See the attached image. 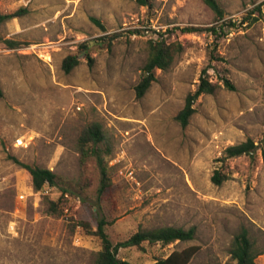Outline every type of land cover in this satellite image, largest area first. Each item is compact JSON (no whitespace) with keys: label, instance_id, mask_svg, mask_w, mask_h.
<instances>
[{"label":"rangeland","instance_id":"374dc122","mask_svg":"<svg viewBox=\"0 0 264 264\" xmlns=\"http://www.w3.org/2000/svg\"><path fill=\"white\" fill-rule=\"evenodd\" d=\"M216 1L220 20L202 0H0L1 12L27 9L0 25V264H94L101 240L79 222L95 231L101 216L113 243L139 229L195 228L188 241L120 248L132 262L194 245L188 264H234L229 245L244 225L264 264V0ZM213 24H223L219 36L181 30ZM158 31L182 50L138 99L134 87ZM69 54L79 64L65 73ZM203 69L221 86L198 96L182 127L175 117ZM94 122L105 133L97 144L109 181L102 193L97 159L81 160L78 145ZM247 138L251 155L224 157ZM15 159L51 169L56 185L32 189ZM216 169L227 177L219 185ZM61 189L68 194L59 213L49 214L48 199Z\"/></svg>","mask_w":264,"mask_h":264},{"label":"trees","instance_id":"16d2710c","mask_svg":"<svg viewBox=\"0 0 264 264\" xmlns=\"http://www.w3.org/2000/svg\"><path fill=\"white\" fill-rule=\"evenodd\" d=\"M141 5H146L148 0H138ZM202 2L214 13L215 18L220 20L224 17V11L220 4L216 0H202ZM255 10L261 12V6H256ZM27 12L25 7H20L12 12H1L0 11V25L13 18L20 17ZM252 13V12H251ZM251 16L247 17L250 18ZM256 20L257 17H252ZM90 20L99 26L103 31L105 30L104 25L101 21L90 16ZM226 25L233 26L234 23L228 21ZM223 24L220 26L210 25L206 27H193L186 26L181 28L183 32H193V31H206L213 36H219L222 32ZM138 32V31H134ZM159 38L149 39L148 41V55L142 66L141 76L134 87L136 98H141L148 91L151 84L157 79L156 70L166 71L176 60V57L182 50V47L177 42H169L165 37V34L158 31ZM105 36V35H104ZM105 37H101L98 40L99 43ZM111 39V37H110ZM9 42V41H7ZM108 45L110 44L107 41ZM11 44V43H9ZM13 45V44H11ZM81 52L88 60H91L89 55L90 44L89 41H84L80 44ZM218 57L211 55V59H216ZM79 64V56L76 54H69L65 56L62 60V69L65 73H69L75 66ZM206 69H203L202 75L199 78L196 89L192 92H188L185 97V102L183 107L179 110L176 115V120L180 123L182 127H185L191 115L195 112L194 103L199 95L207 93L213 94L221 85L218 82H213L206 75ZM223 86L228 90H234L235 86L226 76L220 78ZM3 97V90L0 86V98ZM105 139V133L102 130L98 122H94L88 127H86L81 133L78 145L81 152V160H84L89 155H95L97 163L100 166L102 177L101 185L98 192L102 193L108 186V175L106 172V165L103 162V158L97 148V144ZM90 145L88 149L86 146ZM256 148L254 141L251 138H247L245 141L239 142L237 144L229 145L224 150V157L231 158L237 157L243 154L251 155ZM15 162L18 163L26 171V177L29 186L34 190L41 189L45 184L50 186L56 185L57 175L54 171L46 167H40L35 165H29L23 163L17 159ZM227 177L223 175L219 170H215L211 176V181L219 185ZM68 194L66 189H61L59 198L57 200L48 199L49 214H58L57 206L59 200H63L65 195ZM110 222L103 216L97 220L96 230L91 231L89 225L85 221H80L86 230L91 234L97 235L101 240V249L95 253L94 264H140L137 262H132L127 259L120 258L118 256V250L120 248H129L134 246H140L142 243L147 242L149 244L161 243L163 245H168L175 241H188L194 238L195 228L190 227L184 229L182 227L174 226H161L151 229H139L132 233L126 239L117 241L113 243L105 231V226ZM198 247L191 245L180 250H172L166 257L157 258L150 264H188L192 256L197 252ZM228 252L230 258L234 261V264H256L255 258L260 253L256 248L255 241L250 234L248 227L242 225L239 230L233 235L232 240L229 245Z\"/></svg>","mask_w":264,"mask_h":264},{"label":"built area","instance_id":"2783aa9c","mask_svg":"<svg viewBox=\"0 0 264 264\" xmlns=\"http://www.w3.org/2000/svg\"><path fill=\"white\" fill-rule=\"evenodd\" d=\"M17 143H18V144H23L22 139L18 138V139H17ZM47 186H50V185L45 184L42 188H46ZM47 188H48V187H47Z\"/></svg>","mask_w":264,"mask_h":264}]
</instances>
